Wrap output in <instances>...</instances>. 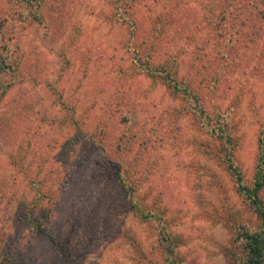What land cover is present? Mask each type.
Wrapping results in <instances>:
<instances>
[{
	"label": "rangeland",
	"instance_id": "rangeland-1",
	"mask_svg": "<svg viewBox=\"0 0 264 264\" xmlns=\"http://www.w3.org/2000/svg\"><path fill=\"white\" fill-rule=\"evenodd\" d=\"M215 1L0 0V253L11 264H64L21 223L25 202L46 211L73 264H168L169 243L180 264L243 262L239 235L261 222L214 130H232L250 186L264 131V6ZM240 5L250 13L239 17ZM139 59L173 62L205 109ZM117 163L133 191L115 181Z\"/></svg>",
	"mask_w": 264,
	"mask_h": 264
},
{
	"label": "trees",
	"instance_id": "trees-1",
	"mask_svg": "<svg viewBox=\"0 0 264 264\" xmlns=\"http://www.w3.org/2000/svg\"><path fill=\"white\" fill-rule=\"evenodd\" d=\"M18 3L22 4H32L35 0H13ZM214 1V0H213ZM217 1V0H216ZM215 1V2H216ZM38 2V1H37ZM218 2V1H217ZM217 2L215 4H217ZM221 4V1H220ZM262 6H264V0L261 2ZM223 5V4H222ZM256 6H260V4H257ZM216 6H214L215 8ZM242 10L240 12L239 17H243L246 14L250 13V7H245L244 5L239 6ZM227 20V18H223ZM209 24L212 23V21H207ZM232 21L229 20V26H232ZM247 23V22H245ZM233 27V26H232ZM239 27H242L239 25ZM213 32L216 34V29L213 27ZM223 36V35H221ZM218 36L217 37H221ZM210 61V59H208ZM140 63L138 65H142L145 70H143L140 66H136L139 70H142L144 73H148L149 76L152 75H158L160 73L166 74L165 75V81L168 89L175 94H179L181 96H184L185 98H188L193 101V103L196 105L197 108H203L204 104L202 102V99L195 93L196 90L192 88L190 85L185 87V85L182 84L178 79V76L175 77V72L172 69V73L169 71L170 64L173 62H164V66L156 65L154 62L150 61L149 63L146 61L140 60ZM4 64V57L2 53L0 52V65ZM173 66H171L172 68ZM6 73V70L0 69V78L3 74ZM172 75V77H170ZM174 76V78H173ZM210 79V78H209ZM211 81V80H210ZM214 85H218L219 79H215ZM194 84V83H193ZM197 86V85H196ZM5 88L6 85H1V79H0V88ZM201 99V100H200ZM206 112V110H205ZM216 129L214 130V135H216L222 144L221 152L224 154L221 159L224 162L226 171L229 173V175L234 179V181L237 184L238 187V193L247 200L248 206L253 212L255 213L257 219L261 222V227L257 231H251L250 229H245L240 233V240H242V255H243V262L240 264H264V131H262V135L259 139V157L257 161L256 171L254 174V180L253 183L249 186L246 184L244 174L238 164L235 160V144H234V135L232 133V130L226 128L227 125H223L221 121L215 122ZM113 167H109L105 170L107 174H112L114 172H117V180L116 182H119L120 185L123 187V191L125 190H132L133 188L130 186H134V183H131L130 177H129V169H126V164L123 163H117L115 171L112 172ZM31 185H35V182L32 180ZM42 184V185H41ZM39 186L41 185V189L37 192V195H44L46 190V183L45 181H40ZM46 190V191H43ZM27 203H24V207L22 209V212L19 213V219L21 220V223L28 228L33 235H36L38 237L46 238L47 241L51 244L53 250L56 252L57 257L60 258L61 262L64 264H73L72 257L69 253L68 245L60 239V236L58 235H52L47 231V225L45 222V216L46 211L44 210V213L42 212L40 216H37L35 212L38 210L35 206L34 208L31 206H26ZM135 212L142 218V220H149L151 218L148 217V214H145V211L141 207H135ZM162 219L159 217V221ZM166 223H163V230L161 231V239L162 243L164 244L165 240L170 242L171 235L168 233L166 228L164 227ZM166 249L168 250V254L170 256V259L168 261V264H180L178 259H175L174 256V249L172 248L171 244L167 245ZM11 256L9 253H0V261L1 264H11Z\"/></svg>",
	"mask_w": 264,
	"mask_h": 264
}]
</instances>
